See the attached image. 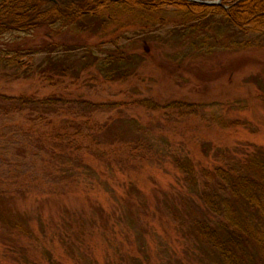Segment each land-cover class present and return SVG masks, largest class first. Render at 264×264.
I'll return each mask as SVG.
<instances>
[{"label":"rangeland","instance_id":"374dc122","mask_svg":"<svg viewBox=\"0 0 264 264\" xmlns=\"http://www.w3.org/2000/svg\"><path fill=\"white\" fill-rule=\"evenodd\" d=\"M85 1L98 15L17 41L28 76L0 70V94L59 100L53 113L0 104V264H209L191 232L194 220L216 219L197 197L201 170L234 149L264 150V19L214 31L206 20L221 17L224 0H181L210 9L205 17L182 4ZM45 10L55 8L39 17ZM47 43L59 45L54 58L78 64L77 76L41 71ZM84 47L97 58L119 48L129 73L108 81L95 65L82 68ZM77 100L116 105L82 115L68 102ZM175 156L192 161L195 184ZM5 219L28 223L29 234Z\"/></svg>","mask_w":264,"mask_h":264},{"label":"trees","instance_id":"16d2710c","mask_svg":"<svg viewBox=\"0 0 264 264\" xmlns=\"http://www.w3.org/2000/svg\"><path fill=\"white\" fill-rule=\"evenodd\" d=\"M35 1L0 0V41L5 40L4 44L0 43V70L3 67V69L10 70L11 76L14 78L23 74L28 76L27 73L30 69L20 60L27 54L23 53L26 48L17 41H21L22 38L37 30L38 27L49 28L58 25L65 27L67 24L76 23L79 17L98 15L99 10V5H87L85 0L75 2V6L71 5L72 7L66 6L67 1L63 3L51 0V5L44 1ZM141 2L144 6L152 5L154 7L164 4H182V6H187L185 8L188 11L193 10V7H198L194 11L201 13L200 15L203 17L210 13L208 8L193 3L187 4L181 0H141ZM224 2H226V6H223L219 12L221 17L216 19L214 16H209L206 20L207 24L213 25L214 31L223 28L237 29L239 28L237 26H244L243 23L245 22L250 24L253 23L252 21L258 22L260 19H264V0H224ZM60 3L65 5L57 9L61 6ZM114 3L117 4V2ZM35 6L37 11L34 10L36 9ZM44 7H48L49 12L53 8L55 11L46 13L45 10L46 14L41 18L39 15H41ZM97 8L98 10H96ZM240 19H243L244 22L241 23ZM209 21L212 23L210 24ZM211 42L217 43L218 36H213ZM57 47H59L58 44H45V48H48L45 60L46 69L41 71L54 68L57 65L56 67L60 69L61 74L69 71L77 76L74 69L78 64L75 61H70V56L53 57L52 54ZM222 47L229 48L226 43H223L220 48ZM124 56L123 51L114 47L112 50L104 52L103 57L97 58L88 47L84 49L82 55L75 58L80 60L78 62H81L82 68L87 65H95L104 79L115 81L126 76L131 69L129 59ZM18 71L20 72L18 73ZM58 101L54 97L36 100L31 97H10L0 94V104L12 106L8 110L5 109L4 113L15 110L17 107L14 106L26 109L34 107L31 109L36 110L38 105H43L47 111L49 110L48 112L53 113L55 112L54 108H56L53 107V104ZM68 102L75 104L74 106H79L78 109L81 111L78 112L82 115H85V112L88 111L86 109L89 108L91 110L93 107L116 105L115 103L96 104L85 100ZM114 124L106 125V127L108 126L107 129H110ZM65 143L67 146L69 145L67 141ZM109 143L112 144L111 141ZM58 148L59 153L54 155L56 162L58 164L65 163L60 161L65 155L64 150L61 149V146ZM62 148L64 149V147ZM228 152L224 150L217 152V154L228 156L230 155ZM233 152V155L224 157V159L219 160L220 158H218L221 163L214 165L213 168L201 170L203 188L197 192V197L216 219H214L213 225L206 220H194L191 225V232L204 246V254L211 260L209 264H264V150L254 148L249 152L242 147L240 150L234 149ZM172 159L176 168L182 172L183 178L195 184L199 176L193 169L192 161L176 156ZM74 167L77 166L74 165ZM191 192L194 191L191 190ZM5 220V225L13 226L21 233L29 234L28 223L22 226L18 221L9 222V220Z\"/></svg>","mask_w":264,"mask_h":264}]
</instances>
